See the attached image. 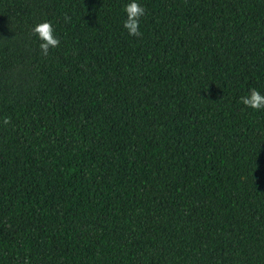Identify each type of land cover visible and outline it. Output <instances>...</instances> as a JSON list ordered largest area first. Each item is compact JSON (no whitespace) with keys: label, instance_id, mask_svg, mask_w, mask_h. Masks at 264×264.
Returning a JSON list of instances; mask_svg holds the SVG:
<instances>
[{"label":"trees","instance_id":"16d2710c","mask_svg":"<svg viewBox=\"0 0 264 264\" xmlns=\"http://www.w3.org/2000/svg\"><path fill=\"white\" fill-rule=\"evenodd\" d=\"M129 2L0 0V264H264V0Z\"/></svg>","mask_w":264,"mask_h":264},{"label":"clouds","instance_id":"9594fccd","mask_svg":"<svg viewBox=\"0 0 264 264\" xmlns=\"http://www.w3.org/2000/svg\"><path fill=\"white\" fill-rule=\"evenodd\" d=\"M124 11L127 18L124 21V28L128 30L129 35L140 37L142 32L140 31V20L146 14V7L139 3V0H131V2L125 4ZM32 33L39 37L41 43L39 48L41 54L47 56L50 49L59 47L61 41L60 38L55 35V28L51 21L45 20L36 24L32 29ZM241 102L248 108L261 110L264 109V94L260 90L253 87L249 92L240 97ZM5 125L11 123V118L6 117L3 120Z\"/></svg>","mask_w":264,"mask_h":264}]
</instances>
